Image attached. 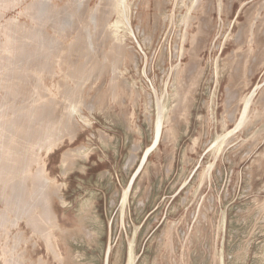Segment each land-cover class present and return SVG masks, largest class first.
I'll list each match as a JSON object with an SVG mask.
<instances>
[{"label": "rangeland", "instance_id": "1", "mask_svg": "<svg viewBox=\"0 0 264 264\" xmlns=\"http://www.w3.org/2000/svg\"><path fill=\"white\" fill-rule=\"evenodd\" d=\"M34 1L21 0L5 18L30 26L24 11ZM54 2L62 8L59 16L75 10L85 16L92 7L98 15L108 10L106 0ZM193 2L127 0L118 13L105 14L107 27L119 29L121 42L136 57L119 67L116 97L109 91L110 71L65 98L49 48L43 61L36 59L34 47H27L26 59L24 49L14 50L16 63L24 60L28 70L1 61L5 89L21 95L11 98L9 107L35 104L24 105L15 117L13 110L0 108V123L7 127L0 126V264L11 256L20 264H127L133 245L135 264H264V0H201L197 9ZM188 15L195 17L191 23ZM126 16L133 33L124 24ZM120 19L124 22L117 24ZM54 26L51 20L44 29L55 35ZM85 32L73 40L77 48L88 42ZM185 33L188 39L180 40ZM0 42L6 51L18 43L6 35ZM101 43L100 53L111 45ZM78 55L74 61L85 60ZM52 66L53 76L43 78L42 71L51 72ZM174 85L183 101L174 96ZM50 95L59 101L56 117L74 108L77 124L73 138L61 132L47 151L45 142L39 147L47 131L40 119ZM158 98L171 124L163 125L154 146ZM167 129L172 135L166 136ZM36 154L31 172L45 167L56 192L55 219L49 224L56 253L25 214L17 218L9 212L17 221L13 225L2 219L1 196L12 192L4 163L13 167L8 177L16 180L14 168Z\"/></svg>", "mask_w": 264, "mask_h": 264}, {"label": "bare ground", "instance_id": "2", "mask_svg": "<svg viewBox=\"0 0 264 264\" xmlns=\"http://www.w3.org/2000/svg\"><path fill=\"white\" fill-rule=\"evenodd\" d=\"M40 1H43V4H41ZM106 1H107L106 4H104L103 6L108 7V10L105 9L107 12L104 11V14L98 15V13L95 10H93V12H92V10H91L93 8L92 7L89 10L90 12L87 13V15H85V16L82 14V12H79L80 10L79 11L75 10V11L67 12V14L64 15L63 19L59 20V23L61 25V30L63 31L65 36H64L62 47L55 53L54 62H56L58 64V66L60 67V70H62V73L65 74L68 78L64 82L59 83L60 86L62 85V90L60 87L59 92L63 93V96L65 98L75 97V95H77L81 91L83 86L92 77H94L96 75L99 78H101L102 76L106 75L110 71L113 72L114 77L111 80V86L109 88V91L113 97H116L118 95V90H119V86H120L119 80H117L119 78L118 75H120V73H121L119 71V67L121 66V64H123L128 59L129 60L132 59V61L133 60L135 61L136 57H135L134 53H133L134 57H132L128 51L127 45L125 43L121 42L122 39H119V40L116 39V37L119 38V35H117V31L119 32V29L118 30L115 29L114 31L109 30V33H108V31L105 30V23L107 22L106 15L108 13L109 14H112L115 12L118 13L119 12V9H118L119 4H121V6L125 5L126 0H106ZM37 2H38V9H37L38 14L36 16V22L38 25L37 28L40 31L41 27L45 24V21H44V19L39 20V18H41L44 15L45 10H46L48 5L45 2V0H37ZM194 3L195 2H193L192 5L195 7L196 4H194ZM195 9H197V7ZM85 11H86V9H85ZM87 12H88V10H87ZM56 13H58V12H56ZM40 14H42V15H40ZM119 18L120 17H118V19ZM122 21H123L122 19L118 20L117 24L119 22H122ZM124 23L127 25L129 30L133 33L131 25H130L131 24L130 19L128 16H126V22H124ZM204 23L207 26L206 21H204ZM74 31L77 32L76 38L74 39L75 41L77 38H79L80 33H82L83 31L84 32L86 31L85 34L87 36L88 42L86 41L87 43L85 46L82 45L83 48L82 47L77 48L78 45L76 46L75 42H73V44H71V42L70 43L64 42L70 36V35H67V33L70 34V33H73ZM241 38H242V35L239 36V39H241ZM106 40L114 43V46H113L114 48H111V45H110L109 53H107L106 50L103 51L102 53H100L101 50L99 48L102 44L101 42H104ZM80 41L83 42V40H80ZM84 42H85V40H84ZM52 44L56 45L57 42L53 41ZM20 45H21L22 49L26 50V52H27V47H31L28 44L24 45L23 42ZM60 53L63 54L62 58L60 56L61 55ZM74 54H79L78 56H82V57L86 58V61L85 62L74 61V59H73ZM110 54H111V56H110ZM107 56H108V58H107ZM78 58H80V57H78ZM90 61L91 62L93 61L96 63L88 65V63ZM179 73H180V71H177L176 76H175L176 81L179 78V75H180ZM96 79H98V78H96ZM71 84H73V85H71ZM173 87L176 88L175 85ZM137 95L139 96V94H137ZM177 95H178V92H177V88H176V92L174 93V96L177 97ZM78 98H79V96H78ZM183 98L184 97H181V98L179 97L178 99H181V101H183ZM79 100H80V98H79ZM68 101H69V99H68ZM178 101H180V100H178ZM228 101H229V99H228ZM58 103H59V101H57V100H55V98H53L46 106H44L43 115L40 119L42 121V123L46 124L47 131L45 132V135L43 133L41 139H39V143H40L39 147L41 145L45 146L43 144L45 142V144H46L45 147H46L47 151L52 150L53 147L56 145V140H57L56 138L59 136V134L61 132L67 131L68 134L71 135V138H73V136L75 134V128H74L75 126L74 125L77 123L73 119L72 113H73V111H76V109L73 108L72 111H67L66 113L63 112L64 113L63 116L60 115V117H59L57 115L58 117H56V114L54 112H55V109L57 108ZM60 103H62V102H60ZM250 103H251V98L246 99L245 113L247 112ZM6 104H7L6 107L4 106L5 111H8V109H7L8 100H6ZM177 104H178V102H177ZM75 105L77 106V103ZM40 107H41V105H40ZM71 107H72V105H71ZM66 110H68V109H66ZM156 110H157V112H156L157 122H156L155 136H154V146H158L160 143V140L162 137V128H163V125H164L165 120H166L165 119L166 111L163 109V106L159 102H157ZM172 111L175 114L177 112L175 109L174 110L172 109ZM178 111H179V109H178ZM78 113H80V112H78ZM233 116H234V114H233ZM231 119H234V118L232 117ZM244 120H245V115L242 118V121L240 124H242L244 122ZM166 122H167V124H169V123L171 124V115L169 116V118ZM4 128L7 130L6 126H4ZM232 133H233V131H232ZM169 134H171V130L167 129L166 136H168ZM229 134H227V135H229ZM6 137H7V135H6ZM6 137H4V138H6ZM217 140H218V138H217ZM222 144H223V142H222ZM43 146H42V148H43ZM153 148L154 147L152 146L146 150V153L144 156V162L148 159L150 153L153 151ZM37 158H38V155L36 154V158L33 159L34 161L33 160L31 161L30 159L26 160V163H23L21 166L18 165V169L14 168L16 180H14V178H13L14 175L12 178L8 177V176H10V173H12L13 167L12 166H11V168L9 166L7 167V165L4 163V166H5L4 171L6 173L5 176L7 177V183L9 184L8 188H9V190L11 189L12 192H11L10 196H7V195L1 196V200L5 204V210L2 214V216H3L2 219H4L3 220L4 222L11 223L13 225V224H16L17 221L12 219L14 216L10 217V215L8 214L9 212L14 213L16 215V217L17 216L21 217L22 215L25 214V216L28 218L27 224L30 225L34 231L41 232L43 234V238L48 243L49 247L52 249L53 252H55V250L57 251V249L52 247L53 233L49 229V224L52 223V221L55 219V214L53 213L52 206H51V200H52L53 195L56 192L53 190V188H50V187H52V185L50 183V179L46 177L45 167L42 166V168L37 173L31 172L30 167L32 165H35L38 163V161H36ZM132 158H135V156H133ZM66 159H67V157H66ZM30 161H31V163H30ZM133 163H134V160H133ZM62 172H63V170H62ZM30 182H32V184H30ZM130 189H131V186L129 188H127L124 192L123 204H122V205H124V207H125V204L128 200ZM19 217H17V218H19ZM0 222H1V220H0ZM17 239H18V237H17ZM16 247H14V248H16ZM133 247H134V245H133ZM133 247L131 246V248H130L129 258H128L127 264H135L136 259H135ZM58 256H59V254L57 255V257ZM11 258H8L9 260H6V261H8L7 264H20V263H17L15 261L16 257L11 256ZM107 261H108V258H107Z\"/></svg>", "mask_w": 264, "mask_h": 264}, {"label": "flooded vegetation", "instance_id": "3", "mask_svg": "<svg viewBox=\"0 0 264 264\" xmlns=\"http://www.w3.org/2000/svg\"><path fill=\"white\" fill-rule=\"evenodd\" d=\"M54 1L55 0H45V2L47 3L48 6L45 10L44 15L41 18H39V20L44 19L45 24L41 27V29L39 31V29L37 28L38 25L36 22V16L38 14L37 9H38V2L39 1L37 2V0H35L32 4H30L29 7L25 8L24 13L29 15V17L31 19V25L26 26V25L20 23L15 18H5V12L7 10H11V9L15 8L18 5V3L21 2V0H0V41H2L4 39V35H6L7 37L12 38L13 41L16 40V42H18L15 45L12 44L10 51H6L5 49H3L1 46V42H0V64H1L2 60L8 59L10 61L11 67L15 68L16 64H17L21 69H24V70L27 69L28 70L30 67L29 63L25 62L24 60L21 61L20 63H16V61L14 60V58H15L14 50L20 49V47H21L20 44H22V42L24 43V45L28 44L31 47H34L37 49V53H36L35 57L38 61L44 60V58L46 57L45 50L47 48L51 49L52 51H54L56 53L62 47L65 35H64L63 31L61 30V25L59 23V20L63 19L64 15L63 16L58 15V14H61L62 8L58 4H56ZM126 1H125V3H126ZM40 3L43 4V1H40ZM194 4H196L194 9L196 7L198 8L199 5L201 4V0H195ZM120 7H121V4H119V6H118L119 11H120ZM125 7H126V5H125ZM56 12H58V13H56ZM122 14H123V11H122ZM40 15H42V14H40ZM185 19H186L187 23H191L195 19V17H193L192 15H188V17L186 16ZM51 20H55V26H54V31L56 33L55 35H50L44 29L47 26V24H49V22ZM116 23H117V21H116ZM115 29L116 28L112 27V26L107 27V22L105 23V30L108 31V33H109V30L114 31ZM128 30H129V28H128ZM129 32L132 33L130 30H129ZM44 34L47 35V36H45V37H47V39H46L47 41L44 40V38H43ZM71 34H73V33H71ZM71 34L67 33V35H71ZM74 37H76V35H74ZM188 37H189L188 33H185L182 36L180 35V40L182 39L185 41L188 39ZM116 39L119 40L120 38L116 37ZM73 40L74 39L69 41V43L71 42V44H73V42H75ZM53 41L57 42V44L53 45L52 44ZM64 42L68 43L67 40H65ZM113 46H114V43L111 42V48H114ZM127 47H128V45H127ZM109 49H110V47H109ZM109 49L106 50L107 53H109V51H110ZM128 51H129V47H128ZM60 54H61L60 56L62 58L63 54L62 53H60ZM110 56H111V54H110ZM22 57H23V59H26L28 57V52H26V50L22 54ZM107 58H108V56H107ZM84 59L85 60L83 62L86 61V58H84ZM54 63L57 64L56 62H53V64ZM95 63L96 62L90 61L88 63V65L95 64ZM57 67L59 68L60 74L62 75L60 82H64L68 78L65 74L62 73V70H60V67L58 66V64H57ZM177 71H180L179 74L181 75L180 68L177 67ZM42 72H43L42 73L43 78L46 74L53 76V74H54L53 73L54 72L53 66H52L51 72H44V71H42ZM180 75H179V77H180ZM2 78H4V77H3V73H2L1 68H0V108L3 110V112L5 111L4 110V101L5 100H8V106H7L8 111L13 110V112H14L12 114V117L17 116L19 113V109H21L24 105H26V104L34 105L35 104V102L31 103V102L25 101V102H23L24 103L23 105H21L22 104L21 103V104L14 106V108L9 107V105L11 104V100H13V99L16 100L21 95H19L17 92L12 93L11 91H8L7 89H5L4 82H3ZM178 80H179V78L177 79V81ZM18 82H20V80H18ZM60 87L62 90V85L61 86L59 85V88ZM177 89H178V87H177ZM165 94H167V91L165 92ZM179 95H177V97H180V98L183 97V95H181V93ZM11 98H13V99H11ZM52 99H53V96L50 95L48 98H45L44 101L47 100V102L48 101L50 102ZM47 102L43 103V104H45L44 106H46L49 103V102L48 103ZM157 102H159L163 106V109L166 111V116H165L166 120H165L164 124H167L166 121L168 120V118L170 116V115H168V111H167L168 108H167L166 104L164 103V100L162 101L160 98H158ZM5 112H7V111H5ZM0 126L2 127V129H4V125L2 126V124L0 123Z\"/></svg>", "mask_w": 264, "mask_h": 264}]
</instances>
